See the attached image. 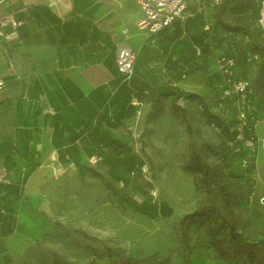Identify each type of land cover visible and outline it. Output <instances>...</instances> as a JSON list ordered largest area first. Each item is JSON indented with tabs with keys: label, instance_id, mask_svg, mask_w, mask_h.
Masks as SVG:
<instances>
[{
	"label": "rangeland",
	"instance_id": "obj_1",
	"mask_svg": "<svg viewBox=\"0 0 264 264\" xmlns=\"http://www.w3.org/2000/svg\"><path fill=\"white\" fill-rule=\"evenodd\" d=\"M244 1L222 0L213 11L236 31L229 34L215 23L212 49L190 56L180 74V88L186 95L183 106L164 98L169 101L165 114L162 100L155 107L149 93L140 95L142 114L134 136L127 131L132 138L126 146L107 151L106 159L96 166L82 163L84 174L76 165L64 166L60 176L58 171L50 173L30 195L24 224L0 240V264H113L108 257L99 258L106 249L122 251L119 257L113 254L117 264L120 260L127 264H264V149L244 147L234 152L228 146L224 129L239 123L237 112L233 103L221 99L211 70L220 58L236 53L240 59L243 52L246 62L241 61L239 74L252 81L259 74L260 64L247 59L254 51H264V40L257 17L249 15L246 24H239L234 8ZM144 73L152 83L160 76L154 70ZM252 105L260 118L256 135L264 143V86L253 91ZM193 147L223 176L232 195L231 208L240 217L237 230L258 251L253 263L242 257L225 262L220 257L211 244L213 222L181 225L183 216L205 204L204 191L196 187L199 176L185 170ZM128 154L147 170L152 183L142 171L131 177L123 163L118 165ZM119 181L131 188L124 190ZM178 183L184 184L183 190L176 188ZM155 190L154 204L167 203L173 209L171 216L151 220L126 209L121 201L141 205Z\"/></svg>",
	"mask_w": 264,
	"mask_h": 264
},
{
	"label": "crops",
	"instance_id": "obj_2",
	"mask_svg": "<svg viewBox=\"0 0 264 264\" xmlns=\"http://www.w3.org/2000/svg\"><path fill=\"white\" fill-rule=\"evenodd\" d=\"M187 1L186 19L147 36L137 28L143 14L136 0H0L1 14L23 22L21 43L0 38L7 86L0 95V169L12 182L0 184V240L24 224L30 195L50 173L60 176L64 166L97 154L105 160L110 141L126 146L132 138L130 82L117 66L121 45L138 53L137 66L143 61L135 77L160 71L181 89L176 64L181 74L196 49H212L218 15L211 0ZM162 102L168 114L169 101Z\"/></svg>",
	"mask_w": 264,
	"mask_h": 264
},
{
	"label": "trees",
	"instance_id": "obj_3",
	"mask_svg": "<svg viewBox=\"0 0 264 264\" xmlns=\"http://www.w3.org/2000/svg\"><path fill=\"white\" fill-rule=\"evenodd\" d=\"M234 9L236 11V18H238L237 20L239 24H246L247 17L249 15L255 16L257 17V19L260 16L259 8L254 0H245L240 4H237ZM220 17L221 15H217L216 18V25L218 28L222 29L227 33H232L236 31L235 28L226 26L221 21ZM251 55L259 56V60L255 61L260 64V71L257 78L252 81L250 78L241 75L240 76L250 82L251 92L248 97V105L250 107V110L248 111V113L250 115L256 116V118L260 120V118L257 116L256 111L253 109L254 106L252 105V98L253 91L256 92L258 90H261L264 86V51H254ZM227 56L231 57V55ZM245 57L246 55L243 52L241 53L240 59L238 58V56L236 57L238 72L241 61L244 63L246 62ZM137 63L134 76L130 80L129 92L131 94H129L131 95V102L132 98L139 100L140 95H143L145 92L150 94L151 99L155 103V107L159 106L161 104V100L164 98H172L175 103L179 102L183 98L186 99V95L183 94V91L178 87L173 86L172 83L166 78V75L160 71L154 70L155 75L158 74L156 72H159L160 75L157 76L156 83H152L149 79L144 77H135L137 72ZM180 70L181 68L178 67V65L176 64V75H178L176 77V81L181 80ZM213 76V82L216 85L222 82L221 75L215 70H213ZM226 100H229L231 103H233L232 108H235L237 112L235 98H230ZM131 107L134 110L133 116L135 118L136 108L133 105ZM237 125H239V123H237L236 121V123H233L232 125L224 129L226 130V135H228V142L235 139L238 131V129H236ZM250 128V130L247 128L243 131L245 139H249L250 137L256 136V132L253 127L251 126ZM101 141H104V139L101 138ZM238 145H240L241 150L244 148V145H242L241 143H239ZM114 148H124V145L118 143L117 141H110V143L106 145L107 150H112ZM121 163H123L122 165L124 169L129 171V173L137 165L134 157L130 154L125 157L123 162L118 163V165H120ZM74 164L78 167V170L81 174L85 173L86 167L83 166L81 162L75 161ZM185 170L189 173L199 176V179L196 183V187L197 191H204L205 204L194 212L183 216L181 220V225L185 226L188 223H197L200 225H205L208 222H213L214 227L211 229V237H213V240L211 244L215 251L219 253L220 257L225 262H233L236 259L242 257L247 259L249 262L253 263L258 258V251L256 250L255 246L245 242L243 240L242 235L237 230V226L240 225V217L237 216L231 208L232 195L230 192L227 191L225 187L223 176L211 168L206 158L199 152L196 147H193L192 149V153L190 155ZM91 172L95 173V171L93 170ZM111 172L112 174H114L113 171ZM121 201L126 209L132 210L135 213L146 216L151 220H155L158 217H169L173 213V209L167 203L155 205L154 198L152 196L147 197V199L141 205H137V203L133 201H126L125 199H121ZM222 232H228V234L217 238V235ZM113 254L119 257L120 255H122V251H112L111 249H106L105 253L100 255L99 258L103 259L105 257H108L110 260H114L113 264H117V257L115 260V256ZM119 262L120 264H127V262H122V260H120Z\"/></svg>",
	"mask_w": 264,
	"mask_h": 264
},
{
	"label": "built area",
	"instance_id": "obj_4",
	"mask_svg": "<svg viewBox=\"0 0 264 264\" xmlns=\"http://www.w3.org/2000/svg\"><path fill=\"white\" fill-rule=\"evenodd\" d=\"M222 0H211L213 6H219ZM259 8L260 16L257 20V28L261 32L262 39L264 40V0H254ZM139 8L142 11V18L137 24V28L144 32L147 36H154L165 29L171 27L173 23L179 19L184 20L187 18L188 4L187 0H136ZM23 25V22L16 20L13 13L1 14L0 13V38L9 44L21 43L19 28ZM126 38L129 37L127 31L124 32ZM200 55L201 50L196 49ZM138 60V53L131 49L127 45H121L117 54V66L119 73L123 75L128 82L134 76L136 63ZM249 61L259 60L258 55H249ZM10 69H13V64H10ZM222 77V82L217 85L221 92V99L226 100L235 98V105L237 107V119L239 121V128L234 140L229 141L227 144L234 152H240L241 147L238 145L241 143L244 147H248L253 151L264 149V143L256 136L249 139L244 138V129H253L256 132L257 124L259 120L256 116L250 115L248 111L250 107L248 105V97L250 94V82L242 78L237 69L236 57L224 56L220 58L214 66V69ZM7 86L5 81L0 77V95L5 93ZM183 106L185 99L179 101ZM132 105L136 108V121L128 126V131L134 136L135 128L137 127L138 119L142 112L143 103L133 98ZM134 119V120H135ZM89 166H96L104 161V157L100 154L88 157L85 159ZM142 171L147 178L148 182L152 183L151 179H148L147 170L140 168L137 164L135 168L129 173L131 177H135L138 172ZM9 178V172L6 168L0 169V184L11 185ZM120 187L124 190H129L131 184L126 182H120ZM154 199L158 196V191L155 190L151 195Z\"/></svg>",
	"mask_w": 264,
	"mask_h": 264
},
{
	"label": "bare ground",
	"instance_id": "obj_5",
	"mask_svg": "<svg viewBox=\"0 0 264 264\" xmlns=\"http://www.w3.org/2000/svg\"><path fill=\"white\" fill-rule=\"evenodd\" d=\"M177 186H176V188H178L179 190H183V188H184V184H182V183H178V184H176Z\"/></svg>",
	"mask_w": 264,
	"mask_h": 264
}]
</instances>
